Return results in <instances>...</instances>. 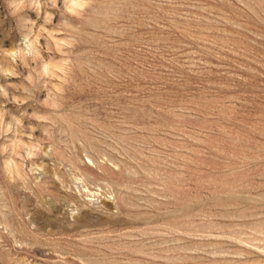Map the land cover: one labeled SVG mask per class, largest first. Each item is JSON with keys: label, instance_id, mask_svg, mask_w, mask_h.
<instances>
[{"label": "rangeland", "instance_id": "374dc122", "mask_svg": "<svg viewBox=\"0 0 264 264\" xmlns=\"http://www.w3.org/2000/svg\"><path fill=\"white\" fill-rule=\"evenodd\" d=\"M0 264H264V0H0Z\"/></svg>", "mask_w": 264, "mask_h": 264}]
</instances>
